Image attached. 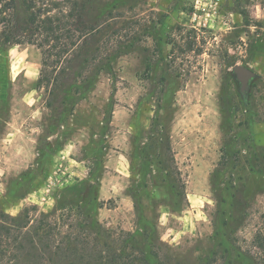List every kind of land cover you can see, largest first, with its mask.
Instances as JSON below:
<instances>
[{
	"label": "rangeland",
	"instance_id": "1",
	"mask_svg": "<svg viewBox=\"0 0 264 264\" xmlns=\"http://www.w3.org/2000/svg\"><path fill=\"white\" fill-rule=\"evenodd\" d=\"M92 15L87 62L54 100L36 45L0 52V209L81 196L166 264H264V0H95ZM236 65L255 72L245 90ZM161 124L184 187L158 164Z\"/></svg>",
	"mask_w": 264,
	"mask_h": 264
},
{
	"label": "trees",
	"instance_id": "2",
	"mask_svg": "<svg viewBox=\"0 0 264 264\" xmlns=\"http://www.w3.org/2000/svg\"><path fill=\"white\" fill-rule=\"evenodd\" d=\"M62 1L0 0L4 2L0 7V52L15 44L36 45L42 55L37 83L49 87L52 100L63 96L59 92L63 86L80 75L76 66L89 57L87 37L101 27L91 22L95 0H77V7L69 6L72 0H68L64 8L59 5ZM53 8L57 11L52 12ZM239 13L250 25L247 9L241 7ZM161 128L158 164L175 177L178 187H184L167 126L161 124ZM84 203L81 196L63 198L55 210L39 211L35 217L30 214L35 207H26L18 215L0 209V264H166L157 243L148 249L132 232L117 233L106 227ZM255 240L264 246L263 234L257 233ZM216 254L197 264H218Z\"/></svg>",
	"mask_w": 264,
	"mask_h": 264
},
{
	"label": "water",
	"instance_id": "3",
	"mask_svg": "<svg viewBox=\"0 0 264 264\" xmlns=\"http://www.w3.org/2000/svg\"><path fill=\"white\" fill-rule=\"evenodd\" d=\"M234 70L241 82V89L245 90L248 86L249 80L255 75L254 70L246 65H236Z\"/></svg>",
	"mask_w": 264,
	"mask_h": 264
},
{
	"label": "crops",
	"instance_id": "4",
	"mask_svg": "<svg viewBox=\"0 0 264 264\" xmlns=\"http://www.w3.org/2000/svg\"><path fill=\"white\" fill-rule=\"evenodd\" d=\"M105 189V181H103V185L101 187V191H103Z\"/></svg>",
	"mask_w": 264,
	"mask_h": 264
}]
</instances>
